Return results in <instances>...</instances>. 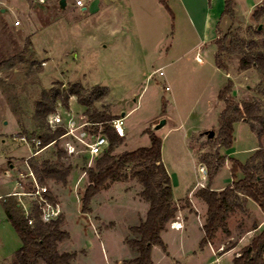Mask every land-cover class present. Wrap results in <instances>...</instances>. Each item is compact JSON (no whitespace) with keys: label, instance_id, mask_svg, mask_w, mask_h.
I'll return each mask as SVG.
<instances>
[{"label":"rangeland","instance_id":"obj_1","mask_svg":"<svg viewBox=\"0 0 264 264\" xmlns=\"http://www.w3.org/2000/svg\"><path fill=\"white\" fill-rule=\"evenodd\" d=\"M11 1L27 35L11 41L10 45L0 44V192L35 189L31 177L22 174L28 173L25 158L33 155L38 146L15 136H30L35 130V106L44 90L81 83L89 91L107 89L104 98L95 102V108L115 115L125 113L122 116L126 136L116 147L117 153L149 146L148 130H154V125L166 119V124L154 131L163 140V162L172 177L175 201L185 204L192 198L195 200L196 192L191 190L207 186L210 171L214 175L222 165L216 158L219 115L224 107L218 99L220 89L230 78L234 81L237 101L253 100L262 96V75L255 68L240 70L239 55L229 59L228 72L217 67L216 44L200 41L179 0H167L170 9L160 0H85L87 10H82L76 0H66L64 8L60 0ZM263 2L235 0L236 14L224 16L220 35L229 33L228 43L232 38L250 39V29L261 26L254 13ZM123 25L128 29L122 28ZM13 56H22L23 60H17L13 68L2 64ZM39 66L41 69L35 74L29 73ZM160 70L164 71L163 75ZM4 86L9 93L18 95L20 115L11 109ZM85 111L86 107L78 103L77 97L71 96L69 108L59 104L57 114L62 117V124L76 134L87 130L86 139L91 140L93 127L87 125ZM208 130H214L213 137H208ZM234 136L232 148H221L219 152L242 162L260 144L264 145V138L260 139L244 120L236 123ZM67 141H74L78 150L74 154L67 151L65 157L73 166L68 182L46 184L54 195V202L61 206L62 229L69 232V237L59 243V250L74 253V264H119L134 258L138 251L128 240L137 235L131 226L139 225L150 207L141 195L143 185L137 178L110 183L93 198L92 211L84 213L81 194L97 156H91L83 143L67 135L48 145L36 157L55 158L57 146L65 149ZM208 162H212V167ZM231 165L228 160L216 172L213 188L221 190L234 179ZM20 196L21 199L7 196L5 202L18 201L17 212L25 215L26 208L33 207L34 196ZM3 202L0 200V219L4 223L5 248H0V252L1 259L5 260L0 264H12L22 241L7 219ZM201 203L207 206L203 199ZM188 225L186 230L169 228L165 232L167 249L177 252L184 251L183 248H200L195 214L189 217ZM256 225L261 230L264 228V213L255 201L245 199V210H238L229 218V226L236 230L233 238L222 233L216 245L220 241L223 244L217 248L226 250L237 246V251L242 250L259 232L252 231ZM179 256L185 262L182 264L208 260V255L201 251L198 256ZM39 264L45 262L41 260Z\"/></svg>","mask_w":264,"mask_h":264},{"label":"trees","instance_id":"obj_2","mask_svg":"<svg viewBox=\"0 0 264 264\" xmlns=\"http://www.w3.org/2000/svg\"><path fill=\"white\" fill-rule=\"evenodd\" d=\"M170 9L167 0H160ZM235 0H225L222 16H235ZM254 18L259 21L260 28L250 29L251 38H232L230 34L219 35L213 43L216 44L215 63L217 67L229 71V59L239 55V69L255 68L264 82V2L260 4ZM221 34V32H220ZM22 61V56H13L2 62L13 68L16 61ZM31 70V74L39 71ZM4 86L7 100L13 112L21 114V106L16 93H9ZM234 81L228 79L220 89L218 99L224 107L219 115L220 128L218 131V150L216 158L222 164L230 161L233 181L221 190L212 187L213 172L210 171V182L198 189L195 195L207 204V213L203 224L204 236L200 248H204L217 237L218 232L230 234L229 218L238 210H245V199L255 201L264 213V145L260 144L246 162L222 154L219 149L232 148L235 141V125L239 121H247L260 139L264 138V87L260 97L253 100L237 101L234 96ZM107 93V89L94 88L87 90L81 83H72L44 90L35 106V130L30 136L42 141L40 148L57 142L67 132L65 125L53 127L49 118L57 113L59 104L69 108L71 96H76L78 103L86 107L87 125L93 127L92 133L102 132L109 140L107 149L97 156L94 166L88 172V184L81 194V209L84 213L92 211L93 198L110 183L137 178L143 185L141 195L149 201L150 207L146 217L139 225L131 226L137 236L128 240V244L137 249L138 255L125 260L127 264H152V249L160 245L166 250L167 246L162 237V231L177 217L178 206L174 198L172 177L168 172L162 155L163 140L152 129L148 130L151 144L135 150L116 152V147L123 141L112 126V120L121 115H115L107 110L94 107ZM67 150L57 146V156L54 159L37 158L32 156L29 164L33 168L42 185L50 181L66 184L73 169L71 163L65 161ZM212 167V162H208ZM241 172V175H239ZM15 196V195H12ZM45 196L54 202V195L48 190ZM32 211L28 216L17 212L20 203L5 202L4 207L9 221L17 231L22 246L12 258V264H74L75 254L60 251L59 243L69 237V232L62 229L63 215L46 222L41 217L38 200L33 202ZM32 220V222H30ZM257 228V225L255 226ZM5 264V263H2ZM233 264H264V228L259 231L250 243L242 248Z\"/></svg>","mask_w":264,"mask_h":264},{"label":"crops","instance_id":"obj_3","mask_svg":"<svg viewBox=\"0 0 264 264\" xmlns=\"http://www.w3.org/2000/svg\"><path fill=\"white\" fill-rule=\"evenodd\" d=\"M216 1L217 0H179L182 9L187 14L193 26L195 27L200 37V41L203 42L204 44H207L209 41L214 42L215 39L219 37L221 32L220 24L222 19L224 18V16H222V12L224 10L225 0H220V3ZM84 7H86L85 10H87V6ZM84 7H82V10ZM15 8L16 7L13 6L11 0H0V16H2V22L0 23V39H3V41H0L1 45H10L12 44L11 41L15 39L21 40L20 37L23 38L26 37L27 35V30L25 26L15 25V20L20 18V16L14 12ZM122 28L128 29L126 25H123ZM52 159H54V157ZM11 166L15 168L14 164ZM203 184L204 183L202 182V185ZM197 187L195 189L193 188L191 192H196L197 191L196 189H199ZM18 192H25V191L13 190V191H7L5 193L0 192V200H3L4 201L3 203L5 204V197L12 195H15L17 197L19 196V198L21 199L20 195H16ZM175 202L178 206L177 217L175 218L174 223L171 224L169 223L166 229L162 231L163 239L165 240L164 234L169 228L186 230L187 226H189L188 225L189 217L195 214L199 224L198 240L200 244V241L204 236L203 224L206 218L207 206L201 203V199L199 197L195 198V200L194 198H192L185 204L180 203L179 200ZM191 202L194 204V209L192 208ZM196 202L199 204L200 208L196 206L197 205ZM3 224H4L3 219H0V248H5V234H4ZM229 228H230V234H227L222 230H220L218 232L217 237L213 240V242L209 243L204 248H188V249L183 248L184 251L176 252L172 248H168L164 250L163 248H158V246L155 245L152 249V264H182L184 261H181L180 259L181 257L179 256L180 254H185L187 256L188 255L198 256V252L200 251L201 254L206 253L208 255V260L206 259L207 261L205 260L204 262L196 263V264H216L215 262H219V261L222 262L221 264H233L234 258L237 255H239L241 250L237 251L236 248L237 246H232L230 248H227L226 250L225 249L221 250L220 248H217L219 245L223 244L221 241L218 246L216 245L218 243V237L222 233L226 236H229V238H233L236 230H234L230 226ZM258 230L260 231L261 228L254 227V229H252V231L254 232ZM248 232H250V230ZM243 237H245V235ZM2 256L3 255L0 252V262L2 260H5V258L1 259ZM225 257H228L226 258V261H225ZM123 263H125V261L119 262V264H123Z\"/></svg>","mask_w":264,"mask_h":264},{"label":"built area","instance_id":"obj_4","mask_svg":"<svg viewBox=\"0 0 264 264\" xmlns=\"http://www.w3.org/2000/svg\"><path fill=\"white\" fill-rule=\"evenodd\" d=\"M44 1V0H41ZM76 4L79 7H84L86 6V1L85 0H76ZM21 21L19 19H17L15 21V25H20ZM198 60L201 61V57L197 56ZM160 74L163 75L164 71L160 70ZM62 117L55 113L53 115L50 116L49 118V122L50 124L55 127L57 125H63L62 124ZM125 121H124V117L118 116L115 117L112 120V126L115 129V131L120 135V136H126V130H125ZM67 128V127H66ZM67 135H72L73 137H75V139L79 140L81 143H83L89 153L91 154V156H99L100 154H102L107 147L109 146V140L106 137L105 134H103L102 132H99L97 134H92L94 137L91 140H87L86 137L89 135V132L87 130L84 129V131L81 133V135H78L74 132V130L72 128H67V132L63 135V136H67ZM62 136V137H63ZM16 138H18L20 141L22 142H26V143H34L35 145L38 146V149L34 151L33 155L25 158V162L28 168V173L26 174H22L24 176H28L31 177V180L34 184V190H31L29 192H18L16 195H32L34 196V200H38V203L40 205L41 208V217L44 221L49 222L52 220L57 219L60 215H61V206L59 203L57 202H53L50 200V198H48L47 196H45V193L48 191V187L46 185H42L39 183L38 178L36 176L35 171L33 170V168L30 166L29 164V159L32 156H36L40 151H42L44 148H40L42 141L40 139L34 138L32 136H27V135H20V136H15ZM65 149L68 151L69 154H74L77 153V145L74 141H67L66 142V146ZM201 170L203 172H205V168L202 166ZM26 216L29 215V213L32 211V208L30 207L29 209L26 208ZM30 222H32V220H30Z\"/></svg>","mask_w":264,"mask_h":264},{"label":"water","instance_id":"obj_5","mask_svg":"<svg viewBox=\"0 0 264 264\" xmlns=\"http://www.w3.org/2000/svg\"><path fill=\"white\" fill-rule=\"evenodd\" d=\"M60 4H61V7L64 8L66 6V0H60ZM86 7L83 8V10H85ZM262 27V25L260 26V28ZM125 113H122V115H124ZM166 124V119H162L158 122V124L154 125V130H158L160 129L162 126H164ZM208 134V137L211 138L214 136L215 132L214 130H208L206 132Z\"/></svg>","mask_w":264,"mask_h":264}]
</instances>
